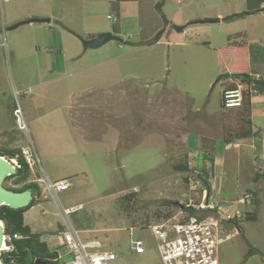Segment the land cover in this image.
Here are the masks:
<instances>
[{
    "label": "rangeland",
    "instance_id": "374dc122",
    "mask_svg": "<svg viewBox=\"0 0 264 264\" xmlns=\"http://www.w3.org/2000/svg\"><path fill=\"white\" fill-rule=\"evenodd\" d=\"M155 2L0 0V151L30 148L36 175L78 182L59 194L61 206L39 197L25 214L32 232L59 254L63 210L77 207L68 221L82 238L114 250L118 260L111 264H162L149 226L185 213L172 203L193 202L197 187L185 183L191 175L174 166L188 161L192 170L204 168L197 146L209 150L210 141L204 142L200 122L219 128V83L227 84H215L216 50L248 23L237 14L241 0H168L163 10ZM216 9L237 17L186 25L199 15L210 19L198 21L214 20ZM169 13L176 14L172 22ZM32 18L52 25L22 24ZM104 33L124 43L84 49L82 41ZM16 108L25 132L16 124ZM219 191L211 192L213 201L225 198ZM258 224L243 222L241 236L225 231L231 238L221 245L220 264H264V223ZM131 228L144 255L131 250ZM252 249L260 254L251 255Z\"/></svg>",
    "mask_w": 264,
    "mask_h": 264
},
{
    "label": "built area",
    "instance_id": "2783aa9c",
    "mask_svg": "<svg viewBox=\"0 0 264 264\" xmlns=\"http://www.w3.org/2000/svg\"><path fill=\"white\" fill-rule=\"evenodd\" d=\"M109 19L113 20L112 17H109ZM252 93L257 94L258 92L252 90ZM244 96L242 86H238L237 90L225 93V108L241 107ZM13 114L18 129L21 132L27 131L28 126L22 109L16 108ZM22 155L33 178L27 184H37L41 189V197L44 200L52 198L60 203L59 194L77 185L78 182L72 179L52 181L45 175H36L34 173L36 154L30 148H23ZM12 162L18 166L16 160H12ZM194 175L197 176L198 172H195ZM190 184L195 187L197 183L195 179H191ZM12 187L18 188L20 185L14 184ZM210 196L211 192L205 191L199 205H195L193 202L187 205V207L200 211L198 215H190L184 208L182 212L185 213L181 216L149 226L153 237L157 240V249L162 264H220L221 245L231 238L225 234L227 229L223 221H242L245 219L255 201V197L254 194L245 192L241 197H225L213 201ZM237 204L244 205L245 209L234 208ZM77 210V207L63 210L66 229L61 232V245L65 250L59 254L57 261L60 264H111L116 262L118 254L114 250L108 248V245L100 239L82 238V232L68 221V217ZM134 231V228L130 229L131 250L138 256L144 255L146 249L143 242L132 239ZM4 239L10 243V246L4 244L0 252V264H2L3 255L14 250L13 239H21V237L17 235L12 237L6 233Z\"/></svg>",
    "mask_w": 264,
    "mask_h": 264
},
{
    "label": "crops",
    "instance_id": "0c3cea01",
    "mask_svg": "<svg viewBox=\"0 0 264 264\" xmlns=\"http://www.w3.org/2000/svg\"><path fill=\"white\" fill-rule=\"evenodd\" d=\"M155 1V7L160 6L162 10L169 9V7L166 6L168 0ZM173 1L178 5L182 3V0ZM193 1L189 0L188 4H192ZM230 1L239 2L240 0ZM241 2L243 7L239 12H237V14L247 13L244 18L247 20L248 25L247 27L241 28V30L235 33V36L229 37L227 42H225L216 50V59H218L219 52H221V54H223L225 57L229 56V54H232V57L234 58L233 64L235 67L238 68L241 65L246 66L250 71V75L255 78L260 77L261 79H264V53H262V56H259V52H264V1L241 0ZM167 15V21L169 22H172L176 16L175 13H169ZM201 17L202 16L199 15L194 23L191 24L190 22L186 25H201L196 23L198 19H210ZM212 17L213 18L211 19L214 20L220 19L221 23L229 16H225L223 11L216 9L213 10ZM241 20L243 19L239 18V21ZM46 25L50 27L52 22ZM183 29L180 31H183ZM165 34L166 33L164 32L162 36ZM225 49L228 50L225 53H222V51ZM254 54H256V56H254ZM249 57L250 61L246 64V61ZM258 58H260V61L257 62ZM253 70H255V72ZM217 81L218 80H216L215 84L218 83ZM233 83V80H228L225 86L224 82L219 84L224 87L222 88L224 90L226 87L233 85ZM84 93L86 92H82L81 94ZM220 93H222V91ZM251 103L253 121V136L251 138L245 140H235L230 144H226L223 133V114H227L228 117H231V110L226 111L221 109V117H219L220 126L218 129L206 121L200 122L204 131L203 140L205 143L210 141V147L209 150H206V147L199 145L197 146V149L202 150L204 157L206 154H211L213 157L214 163L212 164L210 160H207L205 161L204 166L207 171L213 174L212 191L219 188V192L222 194V196L227 198L241 197L245 192L254 194L255 208L252 210V212L255 211L257 214V219L256 221H249L246 223H259L258 225H261L264 223V94L258 93L257 95H254L252 97ZM216 132L220 134L214 138L213 136L217 134ZM190 156L191 154L189 157ZM260 201H262L260 204L261 210L260 213H258L256 207ZM234 208L241 210L245 209L244 205L242 204H237V206ZM61 232H59L60 245ZM235 232L241 236L240 230L235 229ZM64 250L65 248L63 247V251Z\"/></svg>",
    "mask_w": 264,
    "mask_h": 264
},
{
    "label": "trees",
    "instance_id": "16d2710c",
    "mask_svg": "<svg viewBox=\"0 0 264 264\" xmlns=\"http://www.w3.org/2000/svg\"><path fill=\"white\" fill-rule=\"evenodd\" d=\"M264 1V0H263ZM160 8V7H159ZM247 13L238 15L243 16ZM237 15L227 17L225 21L234 20ZM165 31V30H164ZM164 31L157 38L156 43H158L164 34ZM228 49L222 51L226 52ZM222 55V57H221ZM256 56V54H254ZM262 56V54H259ZM252 59V58H251ZM250 61V57L247 59L246 64ZM255 61V60H254ZM260 58L257 59V62ZM234 58L232 54L229 56H224L221 52L218 53L217 67H218V83L220 81L233 80V85L226 87L220 94V106L224 110V95L229 91L236 90L238 86L244 88V102L241 108L232 109L230 112L231 117L227 114H223V133L224 141L226 144H230L235 140H245L253 136V121H252V97L256 94L252 93V90H257L259 94H264V79L255 78L250 75V71L246 66H239L238 68L233 64ZM257 93V94H258ZM228 111V110H226ZM197 150V149H196ZM0 155L8 158L10 161L16 160L18 163V174L13 177H9L6 182L10 180H15V185H20V187H8V189L14 192H24L26 190H32L33 200L31 205L26 209L13 210L7 206L0 208V221L4 222L6 225V233L10 234L12 237L15 235L20 236L21 239H13L12 243L14 250L9 252L2 257V264H36L37 261L45 264H60L57 259L59 253L57 251L51 250L47 242L42 240V234L32 232L31 228L25 222V214L29 212L33 207L39 204V197H41V189L37 184H26L31 178L30 168L23 158L22 149H14L10 151H0ZM204 157V155H203ZM210 160L213 164V157L210 154H206L204 157V162ZM192 170L190 167V162L179 163L174 166V169L179 172L189 173L192 179H195L196 187L192 193L193 203L199 205L202 201V197L205 191L212 192V180L213 174L207 171L205 168L201 169L195 167ZM195 172L198 175L195 176ZM194 176V177H193ZM190 177L185 179V183L190 185ZM176 204V203H172ZM185 206V211L190 215H198L200 211H196L191 207ZM255 206V201L252 207ZM252 207L248 211L246 218L242 221L231 220L223 221V224L227 230H240V234H243L241 224L243 222L256 221L257 214L255 211L252 212ZM216 213V211H215ZM215 218V217H213ZM252 251V252H251ZM250 254L253 252L255 254H260L259 250L252 249Z\"/></svg>",
    "mask_w": 264,
    "mask_h": 264
},
{
    "label": "water",
    "instance_id": "95a60500",
    "mask_svg": "<svg viewBox=\"0 0 264 264\" xmlns=\"http://www.w3.org/2000/svg\"><path fill=\"white\" fill-rule=\"evenodd\" d=\"M52 21L51 19H37L32 18L29 19L27 22L22 24H35V23H42V24H50ZM197 24H218L220 23V19L210 20V21H196ZM21 24L14 26L12 29H16L20 27ZM111 41H117L123 43L124 40L116 35L110 33L101 34L93 39L88 41H82L85 50H96L100 49L104 45L108 44ZM18 174L17 166L10 161L8 158L0 155V208L3 206H7L13 210H21L28 208L33 200V192L32 190H26L24 192H14L8 189L5 186V182L9 177L16 176ZM177 206H180L181 209H184L185 206L180 203H176ZM6 234V225L4 222L0 221V252L6 244V246H10V243L6 242L4 237ZM36 264H45L39 261Z\"/></svg>",
    "mask_w": 264,
    "mask_h": 264
},
{
    "label": "clouds",
    "instance_id": "9594fccd",
    "mask_svg": "<svg viewBox=\"0 0 264 264\" xmlns=\"http://www.w3.org/2000/svg\"><path fill=\"white\" fill-rule=\"evenodd\" d=\"M260 78V77H259ZM238 88V87H237ZM237 90V89H236ZM257 95V94H256ZM244 98H245V96H244ZM243 105V104H242ZM242 107V106H241ZM241 107H235V108H241ZM235 108H232V109H235ZM232 109H227V108H225V106H224V110H232ZM31 175H32V173H31ZM33 178L31 177L30 178V180H32ZM29 180V181H30ZM27 184V183H26Z\"/></svg>",
    "mask_w": 264,
    "mask_h": 264
},
{
    "label": "flooded vegetation",
    "instance_id": "af4514ba",
    "mask_svg": "<svg viewBox=\"0 0 264 264\" xmlns=\"http://www.w3.org/2000/svg\"><path fill=\"white\" fill-rule=\"evenodd\" d=\"M59 23V22H58Z\"/></svg>",
    "mask_w": 264,
    "mask_h": 264
}]
</instances>
